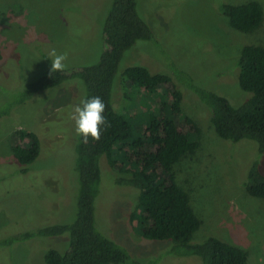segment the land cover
Instances as JSON below:
<instances>
[{
  "label": "rangeland",
  "instance_id": "obj_1",
  "mask_svg": "<svg viewBox=\"0 0 264 264\" xmlns=\"http://www.w3.org/2000/svg\"><path fill=\"white\" fill-rule=\"evenodd\" d=\"M264 0H139L138 13L150 27L152 40H140L126 51L113 88L117 112L134 119L139 131L153 118L154 96L124 76L127 68L142 66L167 75L183 92L182 110L202 127L197 152L175 167L177 180L190 194L202 221L193 244L210 237L249 252L250 264H264V201L244 189L248 171L257 163L264 174V153L256 143L233 144L217 136L209 110L188 87L193 82L242 105L248 94L239 84L241 50L264 46V24L241 33L220 12V5ZM113 0H0V264H47L49 249L69 250L70 234L26 236L76 217L79 176L72 112L85 97L84 83L70 79L25 99L30 86L51 70V51L66 56L71 74L97 64L106 48L103 28ZM187 80V82H186ZM150 96V97H149ZM242 101V102H241ZM35 134L41 141L37 160L23 171L14 158L12 135ZM95 202L96 227L143 264H203L196 256L170 252L171 241H151L136 230L131 213L139 190L118 183L106 158Z\"/></svg>",
  "mask_w": 264,
  "mask_h": 264
},
{
  "label": "trees",
  "instance_id": "obj_2",
  "mask_svg": "<svg viewBox=\"0 0 264 264\" xmlns=\"http://www.w3.org/2000/svg\"><path fill=\"white\" fill-rule=\"evenodd\" d=\"M138 1L113 0L103 28L106 48L97 64L71 74L49 70L30 86L22 100L70 79H80L85 97L99 96L105 103L106 117L99 139L85 142L80 137L76 146L79 189L75 220L40 229L26 238L70 234L69 250L62 253L49 249L44 254L47 264H143L96 227L95 202L106 158L115 172L125 174L118 179L119 184L139 190V204L130 220L140 223L136 231L143 238L171 241V253L196 256L203 264H250L248 251L215 237L192 243L202 221L192 207L190 194L179 184L175 167L199 150L203 130L195 119L184 114V95L172 78L152 74L142 66L126 69L128 83L157 97L154 117L150 118V113L146 116L142 134L140 116L132 119L131 114L125 116L115 109L113 88L124 54L136 42L153 38L152 30L138 13ZM220 12L241 33L256 32L264 24V8L258 1L223 3ZM237 65L240 87L248 94L242 105L234 106L226 97L195 84L189 75L186 84L209 110V120L219 138L233 144L248 140L264 153V46H244ZM11 140L14 158L27 171L40 155V139L16 131ZM244 187L251 197L264 201V174L257 163L248 171Z\"/></svg>",
  "mask_w": 264,
  "mask_h": 264
},
{
  "label": "clouds",
  "instance_id": "obj_3",
  "mask_svg": "<svg viewBox=\"0 0 264 264\" xmlns=\"http://www.w3.org/2000/svg\"><path fill=\"white\" fill-rule=\"evenodd\" d=\"M51 70H62L65 67L63 61L66 56L57 53L55 49L51 51ZM105 103L99 96H88L80 100L79 104L74 106L72 120L74 121V131L77 136L85 142L92 138L99 139L104 125L106 124Z\"/></svg>",
  "mask_w": 264,
  "mask_h": 264
}]
</instances>
